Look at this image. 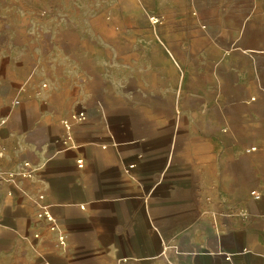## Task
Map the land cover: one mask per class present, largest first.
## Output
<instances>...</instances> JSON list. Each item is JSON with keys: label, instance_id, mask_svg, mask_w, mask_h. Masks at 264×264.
Wrapping results in <instances>:
<instances>
[{"label": "crops", "instance_id": "1", "mask_svg": "<svg viewBox=\"0 0 264 264\" xmlns=\"http://www.w3.org/2000/svg\"><path fill=\"white\" fill-rule=\"evenodd\" d=\"M185 2L165 41L7 20L0 264H264V0Z\"/></svg>", "mask_w": 264, "mask_h": 264}, {"label": "rangeland", "instance_id": "2", "mask_svg": "<svg viewBox=\"0 0 264 264\" xmlns=\"http://www.w3.org/2000/svg\"><path fill=\"white\" fill-rule=\"evenodd\" d=\"M171 8L160 0H0V78L6 76L3 68L10 61L9 48L15 45L8 40L7 20L10 17L12 30L26 33L23 39H28L30 44L36 36L44 34L48 41L49 34L65 27L83 30L95 23L111 27L109 37L112 41L118 39V32H124L126 39L131 41L152 40L153 37L165 41L179 32L180 28L172 21L184 15L186 2L177 0V5L172 4ZM20 11L25 12L20 14ZM93 12L101 13L95 19L90 15ZM152 16L160 18V24L153 25ZM15 96L11 85L0 80V109L11 106Z\"/></svg>", "mask_w": 264, "mask_h": 264}, {"label": "built area", "instance_id": "3", "mask_svg": "<svg viewBox=\"0 0 264 264\" xmlns=\"http://www.w3.org/2000/svg\"><path fill=\"white\" fill-rule=\"evenodd\" d=\"M151 22L154 24V25H158L160 24V18L156 17V16H152L151 17ZM18 103V101H17ZM86 113L84 111H78V112H74L72 113L71 117L65 121V126L71 130L72 128V122L73 121H85L86 119ZM8 123V120L7 118L5 117H0V140L2 139V130L4 128V126ZM252 151L256 150V148H252L251 149ZM3 155V150H2V147L0 146V157ZM79 166L80 167H83L84 166V162L83 160H80L79 161ZM25 167L27 168V171H25L23 173V175L25 176H29L31 175V163L29 162H26L25 163ZM253 194L257 197V198H261V195L257 192H253ZM40 215L44 218H46L52 225H51V231H58V225L56 224V221H55V217L52 213H50L49 211L47 210H44L43 212L40 213ZM59 243L60 245H65L66 243V236L62 233L59 234Z\"/></svg>", "mask_w": 264, "mask_h": 264}]
</instances>
